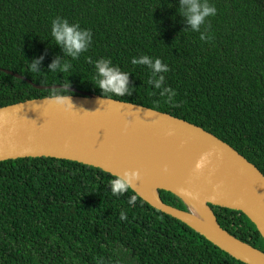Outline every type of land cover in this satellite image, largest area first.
<instances>
[{"label": "trees", "instance_id": "1", "mask_svg": "<svg viewBox=\"0 0 264 264\" xmlns=\"http://www.w3.org/2000/svg\"><path fill=\"white\" fill-rule=\"evenodd\" d=\"M208 2L216 15L194 32L177 12L179 0H0V68L31 81L0 70V107L76 94L71 88L140 104L202 127L264 174V0ZM56 17L91 31L79 58L65 56L51 38ZM141 55L168 65L162 75L171 100L148 83L147 66L131 63ZM58 57L72 65L69 72H50ZM101 58L129 73L130 95L95 88ZM68 81L67 91L61 86ZM114 176L50 156L0 161V264H245L131 188L113 195ZM158 193L188 211L173 193ZM209 205L223 229L264 252V238L243 212Z\"/></svg>", "mask_w": 264, "mask_h": 264}, {"label": "water", "instance_id": "2", "mask_svg": "<svg viewBox=\"0 0 264 264\" xmlns=\"http://www.w3.org/2000/svg\"><path fill=\"white\" fill-rule=\"evenodd\" d=\"M70 90L76 93L69 94L73 106L46 96L0 107V161L50 156L113 175L138 170L140 178L130 188L141 199L233 258L264 264V252L223 229L209 205L243 212L264 238V174L253 163L214 134L169 113ZM204 154L208 163L197 173L195 162ZM158 190L179 197L188 211L165 203Z\"/></svg>", "mask_w": 264, "mask_h": 264}, {"label": "clouds", "instance_id": "3", "mask_svg": "<svg viewBox=\"0 0 264 264\" xmlns=\"http://www.w3.org/2000/svg\"><path fill=\"white\" fill-rule=\"evenodd\" d=\"M180 8L178 14L184 19L188 25V29L194 32H200L201 26L205 24L206 19L216 15L217 9L210 4L208 0H179ZM50 35L54 42L60 45L65 56L72 59L79 58L80 54L86 52L92 41L91 31L82 29L78 23H69L67 19L56 17L51 21ZM201 39H206L204 34H201ZM37 60H33L29 64V71H36ZM131 63L134 65H145L151 72L148 83L155 89H160L161 96H167L169 100L175 95L174 91L164 85V75L169 71L168 65L163 63L160 58H153L148 55L133 57ZM72 65L67 61H61L58 57L54 59L48 68L50 72L67 73ZM95 88H98L101 93H110L115 96L130 95L129 73L123 72L118 66L112 64V61L107 58H101L94 63ZM66 82L61 87L68 91ZM103 98H105L102 95ZM52 101L58 105H72L70 95H62L54 93ZM208 163V154L202 155L196 160L194 171L199 173ZM140 175L138 170H124L123 174H117L109 181V189L115 196H120L127 192L131 185L139 180ZM135 196L129 198L128 203H135ZM121 219L126 218V214L121 212Z\"/></svg>", "mask_w": 264, "mask_h": 264}, {"label": "bare ground", "instance_id": "4", "mask_svg": "<svg viewBox=\"0 0 264 264\" xmlns=\"http://www.w3.org/2000/svg\"><path fill=\"white\" fill-rule=\"evenodd\" d=\"M151 195H154V188L149 192Z\"/></svg>", "mask_w": 264, "mask_h": 264}]
</instances>
